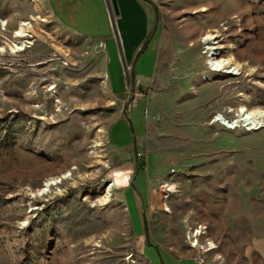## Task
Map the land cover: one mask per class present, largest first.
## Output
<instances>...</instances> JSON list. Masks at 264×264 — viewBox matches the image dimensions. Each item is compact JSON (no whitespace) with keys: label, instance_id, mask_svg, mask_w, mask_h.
<instances>
[{"label":"rangeland","instance_id":"1","mask_svg":"<svg viewBox=\"0 0 264 264\" xmlns=\"http://www.w3.org/2000/svg\"><path fill=\"white\" fill-rule=\"evenodd\" d=\"M117 1L0 0V264H264V0Z\"/></svg>","mask_w":264,"mask_h":264},{"label":"bare ground","instance_id":"2","mask_svg":"<svg viewBox=\"0 0 264 264\" xmlns=\"http://www.w3.org/2000/svg\"><path fill=\"white\" fill-rule=\"evenodd\" d=\"M26 24H28V23H24L23 25H26ZM17 35H20V33L17 32ZM219 37H220V34H213V33L209 32L206 34L205 38H203L204 41L208 42V44H209L208 49H209V52L212 53V56L214 53L213 51L216 50L215 48L219 46V43H220ZM23 46H24V44L20 43V42L15 45V47H17L19 50H21ZM209 61L212 64L213 69L218 68L219 70L225 71L227 69L229 70V68H231V67H232V69H233V67H234V69L240 68V64H238L232 58H229V57L226 58L223 56H221V57L218 56V57H215L214 59L209 60ZM244 116H245V120L250 121V123H249V125H251L250 129H257L260 126L264 125V108L263 109H255V110L254 109L253 110L252 109L246 110L244 108H241V110H239V112H238V118L236 119V122H235V120L229 121L230 123L232 122V124L229 127L234 126L235 124H238L239 122L243 121ZM65 177H67V175L64 177H61L60 180H57L54 178L51 179L50 181H48L45 184L44 188L41 190L40 193L45 194L49 191L51 193V190H52L51 188L56 186L57 184H59L63 178L65 179ZM111 187L112 186H110L108 188L109 189L108 191L112 190Z\"/></svg>","mask_w":264,"mask_h":264},{"label":"water","instance_id":"3","mask_svg":"<svg viewBox=\"0 0 264 264\" xmlns=\"http://www.w3.org/2000/svg\"><path fill=\"white\" fill-rule=\"evenodd\" d=\"M106 2V5H107V13H109V16H110V23L111 25L113 26V30H114V36H115V39H117L118 41V44H119V40H118V33H117V28L115 26V21H116V18L118 17V14H119V10H118V1L117 0H105ZM155 16H156V19H155V22H154V27L152 28L151 32L148 34V36L146 37V40L144 41V43L141 45V47H139L136 51V54H135V57L133 59V61L131 62L130 64V67L129 66H126V64L124 63V68H125V80H127V85L128 87L129 86H132L131 88V93L133 92V89L135 88V83H134V79H133V75H134V63L135 61L138 59L142 49L144 47H146V44L149 42V40L151 39L150 37L152 36V34H154L156 32V29H157V20H158V11H155ZM129 70V71H128ZM132 99V97H130V100ZM124 113L126 114V110L124 109ZM127 121H129V124L131 126V129H132V124H131V121L129 119H127ZM134 150H135V147H134ZM138 165V164H137ZM136 165V167H138ZM132 185V183H131ZM144 207V206H143ZM144 210V209H143ZM141 211V215H142V219H143V223H142V227L145 231V237H144V241L149 245V246H154L157 250V254H159L158 250H159V247L158 245H153V243H151L149 240H148V229H146V223H147V218H146V215L144 213V211ZM160 256V255H159ZM160 260H161V257H160ZM161 263L163 264V262L161 261Z\"/></svg>","mask_w":264,"mask_h":264},{"label":"crops","instance_id":"4","mask_svg":"<svg viewBox=\"0 0 264 264\" xmlns=\"http://www.w3.org/2000/svg\"><path fill=\"white\" fill-rule=\"evenodd\" d=\"M120 2H121V5L122 6H126L125 8H124V11L126 12V9H127V7L128 6H131V5H142V1L141 0H119ZM148 19V18H147ZM124 30L126 31V28H124ZM146 32H147V27H146ZM108 38H109V36H108ZM125 53H126V51H125ZM128 54H129V56H130V58L131 57H133V55H134V49H133V47L132 48H130L129 49V51L127 52ZM143 52L141 51V53H140V55L142 54ZM139 55V56H140ZM132 59L133 58H131V61H132ZM138 60V59H137ZM136 62V61H135ZM135 79H136V82H138V81H140V79H139V75H136L135 76ZM135 82V86H138L139 88H141V86H140V84H138V83H136ZM118 89L116 88L115 89V91H117ZM111 92H112V90H110ZM142 91H144L143 89H142ZM113 94H114V92H112ZM115 96H120V95H117V94H115ZM142 97V96H141ZM142 98H145V97H142ZM123 115V114H122ZM122 115H120V116H118V117H116V119H115V122L116 123H118V122H122ZM112 123V122H111ZM111 123L109 124V127H108V132L106 131V135L108 136V134L110 133V129H111ZM113 125V124H112ZM109 138V137H108ZM137 164H138V162H137ZM136 164V165H137ZM139 198V197H138Z\"/></svg>","mask_w":264,"mask_h":264},{"label":"built area","instance_id":"5","mask_svg":"<svg viewBox=\"0 0 264 264\" xmlns=\"http://www.w3.org/2000/svg\"><path fill=\"white\" fill-rule=\"evenodd\" d=\"M203 37H204V35H203ZM206 42V41H205ZM207 45H208V43H207ZM207 45L206 46H204V48L206 49V52H208V53H210L208 56H207V58H205L204 60H205V63H206V65L208 66V68H209V70L210 71H219V69L218 68H215V69H213V66L211 65V63L209 62V60H212V59H214L215 57H218V56H216L215 54V51H213L214 53H213V55H215V56H212V53L211 52H209V49H207ZM219 46H220V43H219ZM218 46V47H219ZM218 47H216V48H218ZM215 48V49H216ZM217 50V49H216ZM216 52H218V51H216ZM212 58V59H211ZM229 70H231V71H233V69H232V67L231 68H229ZM228 69L227 70H225V71H229ZM235 70V69H234ZM220 71H222V70H220ZM224 71V72H225ZM223 72V71H222ZM226 125V124H225ZM228 125H226V127H227ZM231 127H233V126H231ZM230 127V128H231ZM229 128V127H228Z\"/></svg>","mask_w":264,"mask_h":264},{"label":"trees","instance_id":"6","mask_svg":"<svg viewBox=\"0 0 264 264\" xmlns=\"http://www.w3.org/2000/svg\"><path fill=\"white\" fill-rule=\"evenodd\" d=\"M138 162H139V165H140V164H144L143 161H141V160H138Z\"/></svg>","mask_w":264,"mask_h":264}]
</instances>
